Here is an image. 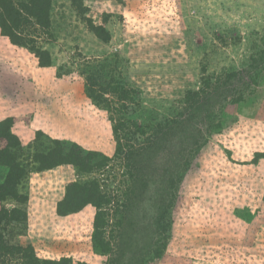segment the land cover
I'll use <instances>...</instances> for the list:
<instances>
[{"label":"rangeland","instance_id":"rangeland-1","mask_svg":"<svg viewBox=\"0 0 264 264\" xmlns=\"http://www.w3.org/2000/svg\"><path fill=\"white\" fill-rule=\"evenodd\" d=\"M11 1L0 149L28 199L0 200L27 213L0 264H264V0H51L47 25Z\"/></svg>","mask_w":264,"mask_h":264},{"label":"trees","instance_id":"trees-1","mask_svg":"<svg viewBox=\"0 0 264 264\" xmlns=\"http://www.w3.org/2000/svg\"><path fill=\"white\" fill-rule=\"evenodd\" d=\"M31 4L33 5L32 10L30 13V16L36 18V22L38 24L42 25H47L49 22V11H50V5H51V0H30ZM0 4L2 7V12L0 13V28L3 32L4 35L9 36V38L12 40L13 43L22 45V46H28L27 42H24L23 40L18 39L19 36L21 35V23L23 22V15L20 9L16 7L15 3H13L11 0H0ZM15 12V14H13ZM47 15V16H46ZM43 17V18H42ZM28 20V19H27ZM45 22H44V21ZM47 21V22H46ZM104 39V38H103ZM32 51L36 52V54L40 57V52L36 50L35 47H29ZM42 65H49L50 60L43 62L41 61ZM99 75L95 77V75H90L87 77V83H86V91L88 93V96L92 98L95 102L98 104H101L104 95L102 93H109L110 86H107V88L100 89L98 90V83L96 80H98ZM98 78V79H97ZM119 88L122 89L123 93L126 95V88L123 85H119ZM12 121L11 119H4L0 121V141L4 139H8L11 141V147H17L18 145L21 144L20 140L18 137L12 132ZM116 130L119 128L115 127ZM114 128V129H115ZM1 143V142H0ZM121 148H119L120 150ZM117 148V152H119ZM5 151H1L0 149V165L4 167L7 170L6 176L4 180L0 183V200L4 201L8 196H13L21 199L22 202L27 201L28 196L27 195H22L18 192V184L21 181L22 174H24V170L20 167L19 164L15 162V160L11 157V160H8L7 157L9 156L8 154L4 153ZM6 152L8 151V148L6 149ZM10 153V152H9ZM55 163V162H54ZM62 163H73L69 160H66L62 158L61 160L57 161L56 164H62ZM17 169L18 173L17 175H13L11 173V169ZM10 169V171H9ZM18 179V180H17ZM7 187H12L11 190L7 192ZM3 194V191H5ZM2 193V194H1ZM81 208V207H80ZM80 208H73V207H68L67 205L64 204V201H60L58 205V212L61 215L73 213L75 211L80 210ZM15 213H18V217L15 216ZM27 218V213L24 212L20 208H13V209H8L6 206H2L0 208V258L5 255V252L8 250L10 253L11 250L16 249L18 252H22L24 250L23 246H10L9 244L6 243L5 240V232H3L5 229L2 228V225H9L13 219L15 220H20L24 219L26 220ZM27 249H33L32 245H29L26 247ZM65 260V259H63ZM2 262H5L2 261ZM47 262V260H45ZM58 264V263H56Z\"/></svg>","mask_w":264,"mask_h":264},{"label":"crops","instance_id":"crops-1","mask_svg":"<svg viewBox=\"0 0 264 264\" xmlns=\"http://www.w3.org/2000/svg\"><path fill=\"white\" fill-rule=\"evenodd\" d=\"M63 167H65V166H62V165H60V166H58V167H56L55 169H53V170H49V171H44V172H42V173H44V174H50L51 172H57L58 170H60L61 168H63ZM3 169H5L4 167H3ZM62 170V169H61ZM57 176V175H56ZM4 179H0V183L3 181Z\"/></svg>","mask_w":264,"mask_h":264}]
</instances>
